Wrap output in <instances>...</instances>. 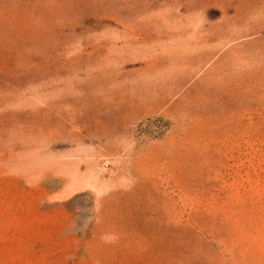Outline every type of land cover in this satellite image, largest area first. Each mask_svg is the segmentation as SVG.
Masks as SVG:
<instances>
[{"label": "rangeland", "instance_id": "374dc122", "mask_svg": "<svg viewBox=\"0 0 264 264\" xmlns=\"http://www.w3.org/2000/svg\"><path fill=\"white\" fill-rule=\"evenodd\" d=\"M0 264H264V0H0Z\"/></svg>", "mask_w": 264, "mask_h": 264}]
</instances>
